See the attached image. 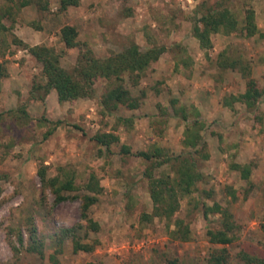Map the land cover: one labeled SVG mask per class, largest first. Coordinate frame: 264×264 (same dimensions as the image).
<instances>
[{"label":"rangeland","instance_id":"rangeland-1","mask_svg":"<svg viewBox=\"0 0 264 264\" xmlns=\"http://www.w3.org/2000/svg\"><path fill=\"white\" fill-rule=\"evenodd\" d=\"M5 2L8 4L0 0V9ZM59 3L48 0L45 11L34 3L20 8L15 31L21 28L33 46L52 48L66 70L75 67L86 48L96 58L121 52L131 44L142 51L153 47L166 51L135 86L124 76V87L137 100L138 108L122 107L108 114L100 105L108 88L105 80L95 82L91 98L74 103H58L54 91L42 101H30L32 87L45 83L41 65L13 42V36L0 38V63L8 74L0 82V112L25 106L29 117L20 121L10 114L0 124V264H205L221 249L230 255L231 264H240L234 258L241 250L264 258V0H79V6L65 11L59 10ZM218 6L229 8L239 26L246 11L252 10L257 33L251 38L238 32L214 34L212 49L201 50L192 27L208 8ZM64 26L76 29L78 47L68 49L61 42ZM222 51L249 67L250 78L262 92L253 110L240 102L233 103L232 109L224 105L225 98L245 92L246 78L216 67ZM40 94V90L33 91V96ZM178 108L185 109L187 123L196 118L197 111L209 154L208 160L198 159L204 176L197 185L199 192L192 194L198 207L190 198H183L174 216L189 224L188 242L172 239L165 220H140L142 213L152 210L144 177L149 164L120 154L122 145L133 153L151 151L155 146L174 155L185 151L186 122L174 113ZM56 121L61 124L55 127ZM98 133H112L118 143L106 150L91 140ZM42 165L48 167V177L71 172L80 190L55 204L37 174ZM233 165L250 168L251 189ZM163 170L167 168L154 173ZM90 175L103 187L89 210V217L99 226L97 232L85 229L81 200L76 197L87 193L82 187ZM230 189L247 193L231 201ZM213 202L228 207L233 215L236 229L229 245L208 241L207 231L219 228V216L205 219L201 204ZM78 224L82 227L76 228ZM70 228L83 243L96 241L94 251L74 252L72 239L63 238L60 232ZM32 229L42 246L38 248L42 257L29 251ZM58 238L63 239L60 245Z\"/></svg>","mask_w":264,"mask_h":264},{"label":"trees","instance_id":"trees-1","mask_svg":"<svg viewBox=\"0 0 264 264\" xmlns=\"http://www.w3.org/2000/svg\"><path fill=\"white\" fill-rule=\"evenodd\" d=\"M7 2L8 4L5 2L7 5L0 9V38L7 34L13 36V42L22 46L41 65V73L45 80L43 85L38 84L32 87L30 101H42L50 91H54L58 103H74L80 99L91 98L94 95L93 86L95 82L105 80L108 88L100 99V105L104 112L111 114L122 107L129 110L138 108L137 100L124 87V76L128 77L132 86H135L142 74L151 64L157 62L159 57L166 51L164 47H153L142 51L136 44H131L123 51L104 58H96L92 51L86 48L80 52L75 67L72 70H66L60 66L59 57L52 48L44 45L29 46L21 40H17L14 35L17 11L33 3L39 7V10L45 11L47 10L48 0H7ZM59 4V10L65 11L69 7L79 6V0H60ZM236 32L243 38H251L257 33L252 10L246 11L244 22L242 26H239L238 20L229 8L224 6L208 8L195 20L192 27L193 37L198 41L199 48L204 51L212 49V35L220 33L230 35ZM77 37L78 33L72 26H64L60 30V40L68 49L79 46ZM215 65L220 70L238 72L243 78H246L245 92L238 96L225 98L224 105L232 109L233 103L240 102L250 111L253 110L262 96V92L257 88L254 79L250 78L249 67L229 57L225 51L218 54ZM7 76L6 66L0 63V82ZM37 90H40L42 94L38 97L33 96V91ZM144 95V93H141L142 97ZM174 113L180 114V118L186 122L183 139L185 151L174 155L161 147L155 146L151 151L133 153L129 147L122 145L120 154L141 158L149 164L144 171V177L148 183V194L152 210L150 213H142L140 220L143 223L152 222L155 218L165 220L172 239L188 242L191 240L189 224L183 219L174 218V216L179 210L181 199L188 197L195 202L192 194L199 192L197 185L204 179L199 170L198 159L208 160L209 154L205 143L202 142L201 130L204 123L198 120L197 111L195 112L196 118L191 123H187L188 115L184 108L175 109ZM10 114L20 121L29 118L25 106H19L14 111L0 112V124L4 117ZM60 124L61 121H56L54 126ZM50 134V132L47 133L45 138ZM91 140L106 150H109L111 145L118 143V137L112 133H98ZM161 168H167V170L155 175L154 171ZM232 169L240 172L242 179L248 183L249 189H251L250 168L246 165H233ZM47 170L48 167L42 165L37 174L43 190L48 189L53 194L55 204L69 198V193L80 190L75 185L74 174L71 172L60 169L59 171H63L60 172L61 174L57 173L48 177ZM2 177L0 175V180ZM82 188L87 193L76 196L81 200V218L85 222V229L97 232L99 226L89 217V210L98 202L99 196L103 193V187L95 175H90L87 183ZM228 193L231 196V201H236L241 194H245L247 191L230 189ZM206 194L209 198V193ZM193 206L198 207V203L195 202ZM201 213L205 219L210 215L219 216V228L207 231L208 241L211 244L225 246L233 242L236 224L228 207H223L216 202H213L212 205L202 203ZM171 226L173 229L170 230ZM81 227L78 224L76 228ZM60 232L63 238L70 237L72 239L74 252L91 253L97 245L96 241L91 244L83 243L82 238L77 235L73 228L61 229ZM30 238L32 245L29 251L37 252L42 257V251L38 249L41 245L38 244L34 229L30 230ZM57 241L60 245L63 239L58 238ZM51 259L53 260L54 257L52 256ZM234 259L240 264H264V258L243 250L239 251ZM231 261L232 259L226 250L221 249L211 254L205 264H231ZM86 264L99 263L88 262Z\"/></svg>","mask_w":264,"mask_h":264},{"label":"crops","instance_id":"crops-1","mask_svg":"<svg viewBox=\"0 0 264 264\" xmlns=\"http://www.w3.org/2000/svg\"><path fill=\"white\" fill-rule=\"evenodd\" d=\"M22 29L21 28H16V36L22 41V42H24V43H27V44H29V40L31 41V39L30 38H28L27 36H25L24 35V33L21 31ZM29 45H34V44H29ZM10 73V72H9ZM10 76H11V74H10Z\"/></svg>","mask_w":264,"mask_h":264}]
</instances>
